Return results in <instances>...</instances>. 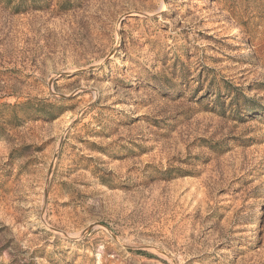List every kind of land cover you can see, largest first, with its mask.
<instances>
[{"label": "rangeland", "instance_id": "obj_1", "mask_svg": "<svg viewBox=\"0 0 264 264\" xmlns=\"http://www.w3.org/2000/svg\"><path fill=\"white\" fill-rule=\"evenodd\" d=\"M174 1L0 0V264H264V0Z\"/></svg>", "mask_w": 264, "mask_h": 264}, {"label": "bare ground", "instance_id": "obj_2", "mask_svg": "<svg viewBox=\"0 0 264 264\" xmlns=\"http://www.w3.org/2000/svg\"><path fill=\"white\" fill-rule=\"evenodd\" d=\"M188 0H175L172 8L182 7L183 4L187 3ZM241 32V29L238 26H233L227 29L225 34V40L227 44H232L235 40V37Z\"/></svg>", "mask_w": 264, "mask_h": 264}]
</instances>
